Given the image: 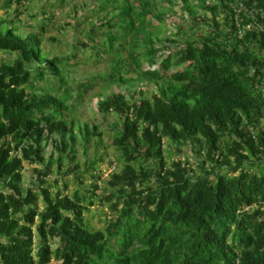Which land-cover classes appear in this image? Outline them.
<instances>
[{"label":"trees","instance_id":"16d2710c","mask_svg":"<svg viewBox=\"0 0 264 264\" xmlns=\"http://www.w3.org/2000/svg\"><path fill=\"white\" fill-rule=\"evenodd\" d=\"M27 1L0 0L16 4L0 18V53L15 54L0 56V264H264V0H51L76 19L68 56L44 45L53 13L22 19ZM77 45L107 61L105 83L129 88L98 102L118 117L112 145L123 165L99 194L105 154L86 162L90 189L69 193L65 176L80 168L68 72ZM80 129L86 146L101 136ZM166 141L178 154L191 146L198 171L170 159ZM55 162L68 169L53 178ZM26 164L41 165L30 187ZM96 201L109 208L98 228L86 217Z\"/></svg>","mask_w":264,"mask_h":264},{"label":"rangeland","instance_id":"374dc122","mask_svg":"<svg viewBox=\"0 0 264 264\" xmlns=\"http://www.w3.org/2000/svg\"><path fill=\"white\" fill-rule=\"evenodd\" d=\"M51 0H28L25 5L26 9H23L22 19L28 23L38 24L39 20L43 18V10H48L50 13L55 15V20L53 24L49 27V30L45 33L44 45L51 54V56H68L74 45L78 42L76 33L79 32V29L75 30L69 23H75L76 19L67 15L69 12V7H52L50 6ZM16 4H14L10 9L7 8L0 9V18L5 17L7 14L14 16ZM179 7L174 9L169 8L170 12H175L173 17L176 18L178 23L183 27H191L195 22L192 20L191 16L183 15L179 11ZM179 11V12H178ZM82 12V11H81ZM87 27V24L84 25ZM174 28V27H173ZM171 28L170 30H173ZM186 39V38H185ZM78 47V45L76 46ZM79 49V50H78ZM74 51L77 52V57L70 58L69 62L71 63L68 66V72L72 79L70 86L73 91V96L70 98V102H75L77 104L76 109L73 110L72 117L75 118L76 123V148H77V158L75 163L80 165V168L77 173L72 172L70 175H65L68 180L69 189L68 192L72 193L76 187L81 186L83 191L91 188V183L93 179L91 178L92 173H86V162L92 161L94 159H99L102 154H105V161L99 164V170L101 171L100 184L102 188L98 190V194L107 186L108 181L110 180L111 172L113 167H117V171L121 170L123 165L119 161V153L116 148L112 145L114 132L111 130L113 123L118 120V117L115 114H101L98 110V102L101 97H103L109 89H120L125 92H128L129 88L125 86H109L108 83H105L103 78L99 77L104 74L106 71H109L108 63L105 59L98 60L96 56L92 53L90 49H80L76 48ZM0 56L6 60L15 59V54L13 53H0ZM175 67H171L174 69ZM87 79H91L90 86H85L79 88V84L83 83ZM138 89L140 85L137 83ZM150 96L157 90L156 82H146L141 85ZM81 93L79 99L74 97ZM89 125L90 128L97 126L101 132V136L92 134L91 138L87 144L84 143V132L81 131L80 127ZM165 147L167 149V156L170 159H186L189 158L193 166L198 171L197 165L199 163V156L194 151L191 146L184 148L183 154H178L175 146H170V143L166 141ZM54 154L55 159L58 158L59 154L54 150L52 145L47 147L46 156L50 158ZM111 161L113 164H111ZM34 167H41V165H25L23 174V186L30 187L35 185L36 174L33 171ZM68 164L67 162L62 168V171L59 168L58 163L52 167L51 177L55 178L56 176L63 175L64 171H67ZM86 175V180L84 184L81 183V178L78 176L80 174ZM109 208L107 204H102L100 201H96L92 206L90 212L86 213V217L94 228L103 227L105 225L104 221L106 218V213L108 214ZM55 262V261H54ZM52 262V263H54Z\"/></svg>","mask_w":264,"mask_h":264},{"label":"built area","instance_id":"2783aa9c","mask_svg":"<svg viewBox=\"0 0 264 264\" xmlns=\"http://www.w3.org/2000/svg\"><path fill=\"white\" fill-rule=\"evenodd\" d=\"M113 168L115 169V166H114ZM114 169H113V170H114Z\"/></svg>","mask_w":264,"mask_h":264}]
</instances>
